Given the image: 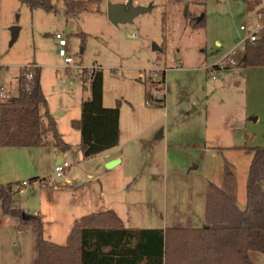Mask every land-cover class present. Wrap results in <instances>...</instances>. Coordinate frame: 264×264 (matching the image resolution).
Masks as SVG:
<instances>
[{"label": "rangeland", "instance_id": "1", "mask_svg": "<svg viewBox=\"0 0 264 264\" xmlns=\"http://www.w3.org/2000/svg\"><path fill=\"white\" fill-rule=\"evenodd\" d=\"M49 1L55 13L0 0V86L4 95L8 89L15 95L20 70L32 63L40 67L48 111L70 145L61 152L69 168L55 177L53 157L60 151L51 146L38 149L37 156L25 148L2 149L0 183L10 189L12 205L38 214L43 237L59 246L74 221L107 210H114L126 228L163 230L191 217V197H200L202 212L205 186L221 183L227 162L243 208L251 156L233 148L264 146V83L253 80L262 68L229 64L211 77L205 69L258 30L264 0L249 9L246 0H75V13L69 15L63 0ZM110 3L144 12L129 23H111ZM185 7L204 18L202 29L188 26ZM55 34L66 41L73 61L68 67L57 55ZM93 68L102 73L105 103L119 110L122 144L113 155L121 163L112 167L103 155L83 158L79 133L70 125L80 117V102L90 96L81 71ZM152 71L161 72L155 80L163 78V84L147 106L144 81ZM58 109L65 115L58 117ZM252 114L259 116L256 123L249 119ZM193 223L200 225V219ZM32 245L30 226L2 218L0 264H30Z\"/></svg>", "mask_w": 264, "mask_h": 264}, {"label": "trees", "instance_id": "2", "mask_svg": "<svg viewBox=\"0 0 264 264\" xmlns=\"http://www.w3.org/2000/svg\"><path fill=\"white\" fill-rule=\"evenodd\" d=\"M17 1L30 10L56 12L49 0ZM262 1L246 0L247 7L258 6ZM63 3L66 15L75 13V0H63ZM183 12L191 29L203 28V17L198 20L187 7ZM261 21L255 40L246 41L235 67L264 68V17ZM229 68L212 66L205 72L211 77V73ZM160 73L157 71L145 78L147 106L153 103L152 95L162 91L163 78L162 82L155 80ZM80 78L86 81L90 96L80 103V117L70 125L79 133L82 157L90 158L119 144V110L103 106V78L99 68L92 75L82 70ZM45 146L60 152L70 149L61 139L55 118L48 111L41 88L40 67L32 63L20 70L17 95L0 100V152L4 148ZM233 149L251 156L245 180V206L237 207L233 174L229 163L225 162L220 186L207 184L204 225L200 228H193L188 220L163 230L126 228L113 210H107L76 220L65 245L59 246L43 237L38 214H25L12 205L10 189L1 183L0 223L3 217H10L23 226H30L33 236L30 264H253L249 252L264 254V146ZM40 184L48 186L45 181Z\"/></svg>", "mask_w": 264, "mask_h": 264}, {"label": "crops", "instance_id": "3", "mask_svg": "<svg viewBox=\"0 0 264 264\" xmlns=\"http://www.w3.org/2000/svg\"><path fill=\"white\" fill-rule=\"evenodd\" d=\"M111 4V3H110ZM113 5H119V4H113ZM240 30V29H239ZM258 69H261V68H258ZM261 79H262V81H261ZM256 83H258L259 85L261 84V83H264V68H262V70H258V71H256V73H255V78L253 79ZM261 81V82H260ZM85 90H89L88 89V86H87V84H86V88H85ZM15 91H16V93H15V95H12L11 94V91L8 89V91H6V95H7V97L8 98H10V97H15L16 95H17V87H15ZM82 102V101H81ZM80 102V103H81ZM102 103H103V106L105 107V108H111V106H109L108 104H106L105 103V97H104V92H103V96H102ZM194 110H195V108H194ZM57 116L58 117H60V116H63V115H65V111L64 110H60V109H58L57 110ZM250 118V121L251 122H257L258 120H259V116L257 115V116H254L253 114L251 115V116H249ZM55 122H56V120H55ZM57 125V124H56ZM119 131H120V127H119ZM120 137H121V133H120V136H119V144L116 146V147H114V148H112V149H110V150H108V151H105V152H103V153H101V154H98L99 156L100 155H103L104 156V158L105 159H108L105 163L108 165V163H116L115 165H118L119 163H121V159H120V157L119 156H115V155H113L114 154V152L116 151V150H118V148H119V146H120V144H122V142H121V139H120ZM245 139L246 140H248V137L247 136H245ZM67 144V143H66ZM237 148V147H236ZM231 149V148H230ZM81 153V152H80ZM61 152H59V153H55L54 154V157H53V159H56V164H57V161L58 160H61ZM82 156V155H81ZM59 163V162H58ZM114 165V166H115ZM67 183H68V180H67ZM221 183H219L218 182V186L220 185ZM205 187H207V185L205 186ZM205 195H206V190H205V194L203 195V209H202V212L200 211L201 210V205H200V203H199V199H200V197L199 198H196V199H194L193 200V197H191V200L192 201H190V212H189V215H191V217H189L188 218V221H190V224H191V226L193 227V228H200V227H202L203 225H204V215H205ZM235 195V194H234ZM235 197H236V195H235ZM236 202H237V197H236ZM244 206H245V197H244ZM244 206H243V208H244ZM237 207H238V204H237ZM239 208V207H238ZM243 208H241V209H243ZM240 209V208H239ZM192 210H193V212H192ZM114 211V210H113ZM104 212V211H103ZM115 212V211H114ZM192 212V213H191ZM116 213V212H115ZM201 213H202V220H201ZM117 214V213H116ZM119 217V216H118ZM120 218V217H119ZM121 219V218H120ZM193 219H200V225H195L194 223H193ZM75 222V221H74ZM74 224V223H73ZM179 224V223H178ZM184 224V223H183ZM174 225H176V224H174ZM248 257H249V260L253 263V264H264V254H261V253H257V252H249L248 253Z\"/></svg>", "mask_w": 264, "mask_h": 264}, {"label": "built area", "instance_id": "4", "mask_svg": "<svg viewBox=\"0 0 264 264\" xmlns=\"http://www.w3.org/2000/svg\"><path fill=\"white\" fill-rule=\"evenodd\" d=\"M240 31H245V28L240 27ZM257 31L254 33H248L249 34L248 37L244 41H240L237 45H235L234 49L226 55V58L224 59L225 61L222 60L221 62H219L217 65H214V66H218L220 68H223L229 64L235 65L237 58L235 61L234 57H236V56L238 57V55L244 50L246 41L253 42L255 40ZM54 37L57 40V46H58L57 55L60 58H62L63 65L68 67L69 65H71L73 63V61H72L71 57L66 55V52L64 49V47L66 46V41L59 34H55ZM95 69H97V68L89 69L87 71V73L89 75H92ZM154 72H157V71H152V73H154ZM29 77H30V74H27V78H29ZM3 91H4L3 86H0V100L1 101H5L8 99L6 94L4 95ZM157 100H161V99H157ZM68 168H69V165L66 162H63L62 159L59 160V163H57L55 165V168H54L55 177H57V178L62 177L63 174L65 173L66 169H68ZM47 183L49 184V186L53 185V181H48ZM25 185H26V183H22L21 185H16L15 188L17 190H19L21 187H25Z\"/></svg>", "mask_w": 264, "mask_h": 264}, {"label": "water", "instance_id": "5", "mask_svg": "<svg viewBox=\"0 0 264 264\" xmlns=\"http://www.w3.org/2000/svg\"><path fill=\"white\" fill-rule=\"evenodd\" d=\"M144 12L141 8H128L125 9L121 5H107V18L111 23H129L131 20L139 13ZM201 18H198L200 20ZM16 27L13 28V38L15 37ZM35 156L38 154L37 148H30L29 149ZM59 160L57 161V163ZM116 163H109L107 167H112Z\"/></svg>", "mask_w": 264, "mask_h": 264}]
</instances>
